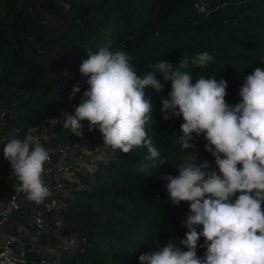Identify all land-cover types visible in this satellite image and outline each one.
Returning a JSON list of instances; mask_svg holds the SVG:
<instances>
[{
	"label": "trees",
	"instance_id": "1",
	"mask_svg": "<svg viewBox=\"0 0 264 264\" xmlns=\"http://www.w3.org/2000/svg\"><path fill=\"white\" fill-rule=\"evenodd\" d=\"M202 1L207 4L204 12L195 0H0V141L9 139L10 133L22 139L34 128L39 132L37 126L46 116L58 118L56 131L64 135V114H74L89 87L80 65L89 49L98 52L108 44L125 51L139 75L159 60L178 64L183 56L191 60L208 51L214 59L207 67L190 64L185 70L193 82L200 76L226 79L227 102L239 103L244 77L255 67H264V0ZM156 78L164 88L145 89L153 105L146 130L167 163L152 167L146 147L129 153L109 147L106 162L83 174L80 182H69L70 194L60 199L62 221L56 229L86 239L75 252L61 250L54 264H140L142 253L170 239L179 244L188 231L183 221L189 202L174 205L163 179L166 174L178 175L176 166L184 154L177 144L183 118L163 119L162 101L171 82L159 72ZM77 83L81 90L70 100ZM91 133L103 138L98 128ZM193 135L197 162L207 159L217 170L204 135ZM42 140L43 147L57 141ZM4 187H9L8 181H2ZM23 212L24 208L18 213ZM14 218L21 220L20 215ZM47 240L55 244L52 237ZM205 252L201 237L197 254ZM38 258L30 251L23 262L38 264Z\"/></svg>",
	"mask_w": 264,
	"mask_h": 264
},
{
	"label": "clouds",
	"instance_id": "2",
	"mask_svg": "<svg viewBox=\"0 0 264 264\" xmlns=\"http://www.w3.org/2000/svg\"><path fill=\"white\" fill-rule=\"evenodd\" d=\"M213 59L208 51L191 60L183 56L178 64L163 59L147 65L150 71L139 75L132 58L108 44L98 52L89 49L80 65L89 87L74 114L65 113L62 121L63 128L76 136L83 137L86 120L90 131L98 128L102 133L104 145L124 153L146 147L152 167L166 164L167 158L146 130L153 105L145 89L164 88L157 72L171 82V91L162 101L163 119L183 118L177 144L184 154L176 166L178 175L166 174L163 179L174 205L189 202L183 221L188 231L179 244L170 239L142 253L140 264H264V67H255L244 77L240 102L230 105L226 79L200 76L193 82L185 70L190 64L207 67ZM80 90L79 83L74 85L69 99ZM193 134L204 135L205 149L215 158L217 170L207 159L197 162ZM9 137L0 141L5 145L4 158L10 161L26 198L43 202L52 195L44 181L49 151L30 132L22 139L16 133ZM201 237L206 252L198 256Z\"/></svg>",
	"mask_w": 264,
	"mask_h": 264
},
{
	"label": "built area",
	"instance_id": "3",
	"mask_svg": "<svg viewBox=\"0 0 264 264\" xmlns=\"http://www.w3.org/2000/svg\"><path fill=\"white\" fill-rule=\"evenodd\" d=\"M57 123L56 116H46L37 126L39 132L36 128L30 131L40 144L42 138L45 143L52 137L57 140L45 146L50 160L45 165L44 181L52 195L40 204L26 198L21 183L12 173L10 161L4 158L5 145H0V227L8 224L12 228L0 245V264H19L30 251L39 255L38 264H54L61 250L75 252L86 239L76 232L62 235L56 229L62 221L60 199L70 194L69 182H80L83 174L93 173L98 164L107 161L111 150L104 145L103 138L91 136L93 130H89L88 121L83 123V137L70 130L60 137ZM53 152L57 153L55 158ZM2 181H8L9 187L1 188ZM22 208L24 212L18 213ZM14 213L20 215L21 220H15ZM49 236L55 244L48 242Z\"/></svg>",
	"mask_w": 264,
	"mask_h": 264
},
{
	"label": "crops",
	"instance_id": "4",
	"mask_svg": "<svg viewBox=\"0 0 264 264\" xmlns=\"http://www.w3.org/2000/svg\"><path fill=\"white\" fill-rule=\"evenodd\" d=\"M11 227L8 224H4L0 227V245L5 241L7 233L11 231Z\"/></svg>",
	"mask_w": 264,
	"mask_h": 264
},
{
	"label": "water",
	"instance_id": "5",
	"mask_svg": "<svg viewBox=\"0 0 264 264\" xmlns=\"http://www.w3.org/2000/svg\"><path fill=\"white\" fill-rule=\"evenodd\" d=\"M196 6L202 12L207 10V4L204 3L202 0H195Z\"/></svg>",
	"mask_w": 264,
	"mask_h": 264
}]
</instances>
